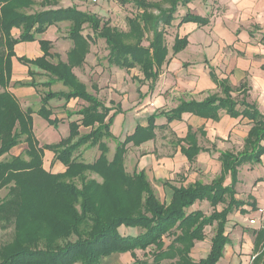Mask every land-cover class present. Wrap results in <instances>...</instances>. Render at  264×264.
<instances>
[{
    "label": "trees",
    "instance_id": "1",
    "mask_svg": "<svg viewBox=\"0 0 264 264\" xmlns=\"http://www.w3.org/2000/svg\"><path fill=\"white\" fill-rule=\"evenodd\" d=\"M53 1L42 0L40 5L44 7ZM192 1L131 0L137 13L128 19L129 31L125 33L76 8H48L29 14L27 10L37 4L34 0H0V87L4 89L0 93V194L8 190L4 197L0 195V229L13 228L14 232L12 240L0 247V264H102L107 257L125 253L133 255V264H218L230 242L226 234L228 216L245 206L244 201L236 198L239 168L259 164L264 154V115L255 105L234 97L229 81L219 79L212 69L211 76L220 93L202 102L181 100L177 108L156 112L149 117L146 127L138 126L132 135L120 141L111 132L115 116H110L112 109L96 95L99 86L93 84L95 95L90 93L73 72L74 68L84 66L91 48V39L83 35L87 24L99 39L105 40L108 64L126 70L138 68L144 81L155 83L168 56L166 28L172 26L178 9L187 8ZM61 22H71L68 38L74 47L67 62L51 52L50 41L38 39ZM187 23L206 26L209 19L187 11L180 25ZM14 30L18 31L15 35ZM35 41H39L43 56L32 60L18 58L29 68V79L13 86L34 88L40 96L38 110L23 108L20 100L7 90L12 83L15 47ZM145 41L148 46L143 45ZM187 45V37H177L174 55ZM54 58L58 59L56 63L51 62ZM44 74L47 80L38 81ZM56 83H62L68 91L54 92L52 87ZM53 100H63L65 109L71 100H81L87 106L78 111L66 110L68 119L80 117L69 123L66 138L57 144L41 145L34 132L33 114L57 128L61 120L53 118ZM222 110L232 118L250 120L253 126L243 152L221 153L222 172L210 184L197 181L175 186L163 182L173 191L167 204L158 198L144 171H127L129 145L141 146L156 139L157 129L167 128L156 125L158 118H166L169 124L190 113L218 121ZM81 127L90 131L82 133ZM200 134L205 136L203 131ZM197 135L189 129L186 138L173 143L176 148L181 147L191 164L204 151L198 145ZM106 140L116 143L112 159ZM23 143L26 150L12 156V150ZM83 148H97L98 159L93 163L83 161ZM46 151L54 154L53 162L65 167L63 173L44 168ZM229 176L231 182L226 185ZM201 203L207 204L206 211L200 208ZM220 206L222 210L218 209ZM122 227L136 229L138 234L122 235ZM208 228L214 230L210 251L205 258L196 260L192 251L197 242L206 240ZM263 240L264 234L259 232L256 251ZM138 253H142L140 258ZM252 264H264V247Z\"/></svg>",
    "mask_w": 264,
    "mask_h": 264
},
{
    "label": "crops",
    "instance_id": "2",
    "mask_svg": "<svg viewBox=\"0 0 264 264\" xmlns=\"http://www.w3.org/2000/svg\"><path fill=\"white\" fill-rule=\"evenodd\" d=\"M119 1L128 2L124 4L125 7L133 6L130 3L131 0ZM147 1L161 2L162 0ZM113 2L105 0L101 2L100 0L103 11L99 15L96 12L90 13L92 0H55L56 6L53 8H76L78 11L98 17L106 16L105 22L127 33L129 31L128 19L133 18L137 10L134 15L126 17L127 26L120 29L114 24V21L117 22L116 16L119 15L118 7H111ZM34 7L29 14L34 13ZM187 11L208 18V25L199 26L195 23L180 25V19ZM70 26L71 22H61L51 26L45 34L38 37L39 40L50 41L52 46L58 47L61 52L55 48L56 53L54 54H58L63 62H67V54L73 47L72 40L68 38ZM60 27H65L67 33H61L64 29L60 30ZM86 27L90 28L89 25ZM13 33L15 35L18 31L14 30ZM165 33L168 56L155 83L144 81V75L138 68L126 70L112 66L108 62L105 69L96 68L99 75L102 74V80L97 85L106 97L105 106L112 109L110 116L115 115L111 126V132L115 138L124 141L135 132L138 126L146 127L151 115L161 110H173L179 106L181 100L202 102L210 95L220 93L217 84L212 79V69L219 79L229 81L234 90V97L255 105L264 115V0H193L187 8L178 9L175 21L171 27L166 28ZM88 37L90 38V33ZM177 37H187L188 45L180 53L174 55L173 46ZM168 38H172L170 43ZM102 41L105 43V40ZM143 45L148 46L149 43L145 41ZM15 53L19 57L26 56L31 60L43 56L39 41L20 43L15 47ZM90 53L91 48L86 57V63L89 62ZM86 65L84 64L83 68H74L73 72L78 79H80L79 74H83L81 70ZM28 71V67H17L15 60L13 61V79L9 91L14 88L13 85L16 82L25 81ZM99 75L97 79L100 78ZM44 78L41 82L47 80L45 76ZM257 80L262 83L261 87L256 86ZM17 90L11 93L20 100L23 108H32L33 104L28 102L27 97L32 94L37 95V91L29 87ZM52 90L67 92L68 88L62 83H56ZM54 101H56L55 104ZM79 101V103L69 102L66 109L63 100L51 101L50 107L54 111L53 118L60 119V124L54 128L43 118V120L37 119L35 113L33 114L34 132L36 133L37 120L38 125L51 136L54 142L52 144L59 143L69 135V130L61 134V128L67 124L69 127L70 122L80 119L78 116L68 119L66 110L78 111L87 106L85 102ZM38 105L37 110L40 108V98ZM77 105L81 106L76 109ZM156 125L161 127L167 125V128L157 129L156 139L141 146L130 144L125 166L131 173L144 171L161 201L167 204L173 198V191L170 187L162 185L163 182L169 181L175 186H188L197 181L210 184L222 172L221 153L243 152L244 141L253 126L250 120L242 117L232 118L225 110L220 112L218 121L186 113L181 121L169 124L166 118H158ZM189 129L198 132V145L204 148L193 164L181 152V147L176 148L173 144L177 139L186 138ZM80 130L82 133L90 131L84 127ZM86 130L89 131L83 132ZM201 131L205 136L200 134ZM112 144V146L108 144L109 159H112L115 152V141ZM183 145L186 144L183 143ZM261 145L264 146V142ZM89 152L90 163H93L100 153L97 148H85L81 151L83 161H86ZM11 154L19 156L16 153ZM53 159L54 154L46 151L44 168L55 174L63 173L66 170L65 167L59 162H53ZM260 160L259 164H246L239 168L236 198L244 201L245 206L228 216L226 234L229 235L230 242L226 245L223 257L218 264H252L259 251L263 250L264 240L261 241L259 250L255 249L258 233L264 234V154ZM245 174H247L246 177ZM92 176L97 178L96 175ZM208 178L210 180H207ZM230 182L229 176L225 184L229 185ZM218 209L222 210L220 207ZM252 220L255 224H251ZM120 232L126 236L138 234L136 229L124 227L120 229ZM206 241L196 243L192 251L194 259L199 260L209 253L211 242L206 244L208 249L201 247ZM141 256L142 253H138V257ZM134 262L133 255L125 253L107 257L102 264H133Z\"/></svg>",
    "mask_w": 264,
    "mask_h": 264
},
{
    "label": "rangeland",
    "instance_id": "3",
    "mask_svg": "<svg viewBox=\"0 0 264 264\" xmlns=\"http://www.w3.org/2000/svg\"><path fill=\"white\" fill-rule=\"evenodd\" d=\"M34 1H37L39 4H37V5H35V7H34V9H33V12H41V11H44L45 9H47V7L48 8H53V6H56V4L54 3L55 2V0L53 1V2H49V3H47L46 4V2L44 3V5L46 4L47 6H44V7H42V4L40 5V3L42 2V0H34ZM101 2H102V0H101ZM110 2V1H109ZM112 2V1H111ZM115 3V4H114ZM111 7H118V15L119 16H116V18H117V22H115L114 21V24H116L117 26H119V28L120 29H122V28H125L126 26H127V21H126V17H129V16H131V15H134L135 14V11H136V9L133 7V6H124V4L121 2V1H117V0H114V2H113V5H111ZM110 7V8H111ZM91 8V10H90V13H98V15H99V13H101L102 11H103V6L100 4V0L98 1V3H93L92 4V7H90ZM32 9V8H31ZM31 9H29V10H27V13H29L30 11H31ZM101 19H103V21L106 19V16H103V15H100L99 16ZM107 18H109L108 16H107ZM87 25V24H86ZM86 25L84 26L85 27V29H84V35H85V37H88L89 36V33H90V39H91V41H92V43H91V53H90V57H89V62L88 63H86V60H85V64H87L86 66H85V68L84 69H82L81 71H83V74H79V78L83 81H81L80 79H79V81L80 82H82V83H84L86 86H87V88H88V91L90 92V93H92V94H95L94 93V91H93V89H92V85L93 84H98L101 80H102V74L101 75H99V73L96 71V68L97 67H101V68H106V65H107V56H108V50H107V47H106V45H105V43L101 40V39H99L94 33H93V31H92V29L91 28H89V27H86ZM61 29L60 30H63L64 29V32H61V33H67L66 32V29H65V27H60ZM172 33V32H171ZM168 40V42L170 43L171 42V40H172V38H168L167 39ZM74 47V46H73ZM72 47V48H73ZM55 46H52V49H51V52L52 53H54L55 52ZM58 51H59V49H58V47L56 48ZM71 51V50H70ZM69 51V52H70ZM59 52H61V51H59ZM68 52V53H69ZM89 52H90V50H89ZM56 53V52H55ZM67 56H68V54H67ZM22 57H25V58H27L26 56H22ZM22 57H19V56H17L16 55V58H14L13 59V61L15 60V62H16V66L17 67H19V66H25V65H23L22 63H20L19 61H18V58H22ZM63 57H64V55H63ZM29 59V58H28ZM67 60H68V57H67ZM18 61V62H17ZM58 61V59L57 58H54L51 62H53V63H56ZM77 68H83V67H77ZM101 68H99L100 70H102ZM90 70H91V72H90ZM41 72V71H40ZM22 73V70H21V72H20V74ZM101 73V72H100ZM25 75V74H24ZM97 75H99V79H97L98 78V76ZM22 76H23V74H22ZM44 76H45V74L40 78H38V81H41L42 79H44ZM46 78H47V76H46ZM12 79H13V76H12ZM24 80H28V77L26 76V79H24ZM17 87H14V88H11L12 90V92H14V91H16L17 89H16ZM9 89L10 88H8L7 90L9 91ZM20 89V88H19ZM41 90H43V89H41ZM57 90V89H56ZM4 91V89L2 88V87H0V93L1 92H3ZM10 91V92H11ZM18 91V90H17ZM36 94H32V95H29V97H27L28 98V102H30L31 104H33V109L34 110H37L36 108L39 106L38 105V102H39V98H40V96L37 94L36 96H35ZM97 96H98V98L101 100V101H103V102H106V97H105V95H104V93L102 92V90L98 93V94H96ZM20 98H22L21 96H20ZM31 98V99H30ZM22 101V100H21ZM72 101H74V103H79L80 101L78 100V102H76L77 100H71L70 102H72ZM54 104L56 103V101H54L53 102ZM61 103H63V102H61ZM84 103H82V105H83ZM81 105H77V106H75L76 107V109L77 108H79ZM37 119H41V120H43L40 116H38L37 115ZM38 121L36 120V124H35V126L37 127L36 128V133H35V135H36V138H37V140L40 142V144L41 145H45V144H52V143H54L53 142V140H51L52 138H51V136L49 135V133L48 132H46L45 130H43L42 129V127H40L39 125H38V123H37ZM45 122V121H44ZM69 130V127H68V124H67V126H63L62 128H61V130H60V133L61 134H65V133H67V131ZM87 131H89V130H86V131H83V132H87ZM58 134V133H57ZM171 137H172V135H171ZM107 142H108V144L109 145H113L112 143H113V141L112 140H107ZM239 145V144H238ZM240 146V145H239ZM26 148H27V145L25 144V143H23V144H20L18 147H16V148H14L12 151L13 152H11V153H16V154H22L25 150H26ZM85 148H83L82 150H84ZM49 152V151H48ZM12 155V154H11ZM12 156H15V155H12ZM86 162L87 163H90V152L89 153H87V159H86ZM51 172V171H50ZM243 175H244V173H243ZM247 176V174H245V177ZM207 180H210V178H208ZM7 192H8V190L7 189H4V190H2L1 191V197H4L6 194H7ZM158 196V195H157ZM158 198H159V196H158ZM160 199V198H159ZM161 200V199H160ZM200 208H202L204 211H206L207 210V204H203V205H201V207ZM220 208L222 209L223 208V206H220ZM207 212H210V210H208ZM13 234H14V232H13V228H10V229H8V230H1L0 229V247L2 246V245H4V244H6V243H9L11 240H12V238H13ZM213 234H214V230L212 229V228H208L207 230H206V235H207V237H206V242H205V244L204 245H202L201 247H204L205 249H208V245H206V244H208V243H210L211 242V239L210 238H212V236H213ZM207 256V255H206ZM205 256V257H206ZM204 257V258H205Z\"/></svg>",
    "mask_w": 264,
    "mask_h": 264
},
{
    "label": "built area",
    "instance_id": "4",
    "mask_svg": "<svg viewBox=\"0 0 264 264\" xmlns=\"http://www.w3.org/2000/svg\"><path fill=\"white\" fill-rule=\"evenodd\" d=\"M98 1H99V0H92V3H94V4H95V3H98ZM105 1H114V0H105ZM251 224H255V221L252 220V221H251Z\"/></svg>",
    "mask_w": 264,
    "mask_h": 264
},
{
    "label": "clouds",
    "instance_id": "5",
    "mask_svg": "<svg viewBox=\"0 0 264 264\" xmlns=\"http://www.w3.org/2000/svg\"><path fill=\"white\" fill-rule=\"evenodd\" d=\"M256 86H257V87H261V86H262V83H261L259 80H257V84H256Z\"/></svg>",
    "mask_w": 264,
    "mask_h": 264
}]
</instances>
